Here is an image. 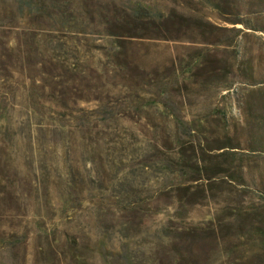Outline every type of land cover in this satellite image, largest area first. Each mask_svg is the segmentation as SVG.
I'll return each mask as SVG.
<instances>
[{"label": "rangeland", "instance_id": "obj_1", "mask_svg": "<svg viewBox=\"0 0 264 264\" xmlns=\"http://www.w3.org/2000/svg\"><path fill=\"white\" fill-rule=\"evenodd\" d=\"M92 2L86 14L0 6L1 41L69 38L86 77L55 99L70 118L47 150L28 148L24 106L50 90L26 80L0 100V264H264V0ZM173 10L197 19L192 33L135 41V69L114 87L88 82L91 69L113 76L104 15ZM176 185L198 194L182 220L168 206Z\"/></svg>", "mask_w": 264, "mask_h": 264}, {"label": "trees", "instance_id": "obj_2", "mask_svg": "<svg viewBox=\"0 0 264 264\" xmlns=\"http://www.w3.org/2000/svg\"><path fill=\"white\" fill-rule=\"evenodd\" d=\"M99 3V0H96ZM0 6L14 7L16 9H28L32 11L45 10L57 11V9L73 10L86 14L85 10H93L94 4L92 0H0ZM90 16L94 12H89ZM55 15H58L57 13ZM101 15V14H100ZM48 19L49 15L45 16ZM42 18V16H39ZM103 25H100L103 36L112 40L110 51L105 57L110 60L112 67L110 73L113 76L108 79L107 72H102L98 69H91L89 72L95 77H90L92 80L101 82L105 79V85L114 87L115 73L117 71H128L135 69L129 55V44L140 40H157V41H177L183 38L186 33H192L196 27L197 19L187 17L173 10L168 15L157 19H149L148 22H142L135 15L123 13L121 16L104 15ZM209 26V24H208ZM209 32L205 31V35ZM28 41L24 44L17 42L14 38H2L0 40V100L8 97L15 101L18 98L17 89L12 84L22 85L24 88L25 81H29L33 86L40 84L37 88L41 92V97H44L45 90H50L52 100H45L42 104L33 102L24 109L27 113L24 115L25 126L28 129V148L32 150H47L49 144H53V140H48L56 132L63 134L65 130V122L70 118V108L66 104H56L55 99L64 101L68 95L69 84L84 80L86 77H81L74 69L73 61L75 57L69 56L63 52L68 48L64 39L69 38H27ZM73 40V38H70ZM129 45V46H128ZM27 46V47H26ZM62 51V54L56 51ZM98 51V50H97ZM17 64L20 68H16ZM22 66V67H21ZM28 69L29 74L24 75L25 69ZM22 79V83L14 79ZM24 78V79H23ZM130 83L129 78L125 79L123 88H127ZM82 92L81 90H78ZM81 101H87L88 98L81 96ZM5 99V98H4ZM100 104V100L94 99ZM55 102V104H53ZM44 103H47L46 106ZM53 108V110H52ZM100 108V107H99ZM82 119L83 115L80 112ZM79 119V118H78ZM59 123V124H58ZM181 124L175 120V129ZM95 127V126H94ZM97 127V126H96ZM95 127V128H96ZM58 130V131H57ZM61 144L67 146L65 139H60ZM98 145V142H97ZM66 148V147H65ZM192 153H194L192 151ZM183 153L175 152V157L171 160L175 171H182ZM173 195L168 206H173L176 214V219H181L178 211L185 209L187 206L198 204L197 193L192 192L190 187L176 185L172 188Z\"/></svg>", "mask_w": 264, "mask_h": 264}]
</instances>
